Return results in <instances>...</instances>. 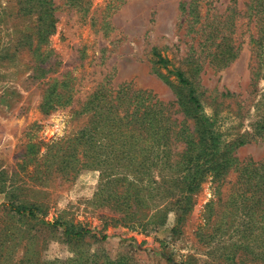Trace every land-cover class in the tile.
Listing matches in <instances>:
<instances>
[{"label": "rangeland", "instance_id": "obj_1", "mask_svg": "<svg viewBox=\"0 0 264 264\" xmlns=\"http://www.w3.org/2000/svg\"><path fill=\"white\" fill-rule=\"evenodd\" d=\"M28 1L0 0V239L11 244L0 264H74L75 254V264H259L253 258L264 248L249 235L244 200L251 193L236 192L241 176L258 179L264 166V64L248 17L255 0H91L89 10L76 0ZM213 28L239 46L226 66L206 56ZM120 88L161 104L156 115L203 141L192 169L145 172L143 228L114 222L119 213L103 200L102 170H73L72 148L90 122L79 110L92 94ZM52 145L63 147L47 162ZM223 162L219 181L212 175ZM202 172L194 190L192 175ZM10 201L42 209L20 217ZM209 214L224 223L216 239L207 238ZM70 225L97 237L75 241L65 232Z\"/></svg>", "mask_w": 264, "mask_h": 264}, {"label": "trees", "instance_id": "obj_2", "mask_svg": "<svg viewBox=\"0 0 264 264\" xmlns=\"http://www.w3.org/2000/svg\"><path fill=\"white\" fill-rule=\"evenodd\" d=\"M29 1L39 4L41 0ZM116 1L124 2V0H113L114 5H116ZM193 1L200 3L202 0H190L188 3L184 2L183 5L187 3L192 6ZM90 5L91 0H76V7L82 10H89ZM249 8L248 17L253 23L255 32L251 37L254 53L259 63L264 64V0H255ZM197 17L198 21L203 19L204 23L207 19L200 14ZM204 23L202 24L204 25ZM205 26L209 27L207 23ZM53 30L54 25H48L39 32L38 36L44 40ZM217 32L216 28L206 30L205 53L208 58H212L211 64L214 58H218L222 66H226L235 57L239 46H235L231 39L219 38ZM179 76L183 77V74L179 73ZM129 92L128 89L120 88L114 90V94L109 93L105 96L94 93L88 98L79 113L77 112L80 115H88L90 122L81 135L76 138V145L72 148V157L75 160L73 170L76 169V172L83 168L102 170L103 200L112 207L116 206V208H112V211L119 213L118 219L114 222L125 226L139 225L143 228L144 221H146L147 203L144 199L142 183L145 178L150 177V174H145V172L150 171L151 167H159V165L172 170L173 173H179L180 170L186 171L187 168L192 169V164L195 161L194 151L203 141L202 138H198L197 132H190L182 124L179 126L170 124L166 122L168 117L163 116L162 118L161 115H156L155 112L158 106L159 108L162 106L161 104L148 105L144 100H141L142 92L137 91L131 94ZM41 106L43 107V105ZM178 143L183 144L184 147L181 151L176 152ZM54 147L55 145L48 146V151L44 156L45 161L51 162L55 157L54 154L63 146L53 150ZM226 170L227 163L223 162L217 170H214L213 178L220 181L219 178L226 174ZM259 171L258 179L249 180V176H247L246 180L241 176L236 192L243 190V194L251 193L250 197L244 199L250 201L252 208L249 235L253 237V242H257L260 247L264 248V166H261ZM206 175L204 172L192 175L193 180L190 185L193 184L194 190L199 188L200 182L206 179ZM189 190L193 191V188L190 187ZM232 199H234L233 196ZM191 205L190 201L189 206L183 208V214L178 216L180 226L185 221L186 213L190 212ZM8 208L20 217L29 218L36 217V213L42 209L37 204L16 205L11 201ZM210 212L212 211L210 210ZM213 214L211 213V215ZM211 215H208L205 222L207 230H210L207 238L216 239V234H213L219 231L224 223L218 216L213 218L214 216ZM49 224L54 227L65 226L61 222H49ZM65 232L78 242L86 238L97 237V233L93 230L82 226L70 225ZM212 235L213 237H211ZM105 237L106 235L102 236V238ZM10 246L9 241L0 239V260L6 257H1V255L4 251L5 253L9 252ZM254 257L253 261L264 264V252ZM24 258L25 256L22 260ZM70 262L76 263V254L75 259ZM3 263L6 264V262ZM15 264L23 263L16 262ZM28 264L31 263L28 262Z\"/></svg>", "mask_w": 264, "mask_h": 264}]
</instances>
